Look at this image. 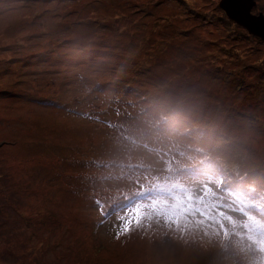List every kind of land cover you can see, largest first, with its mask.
<instances>
[{
	"label": "rangeland",
	"instance_id": "obj_1",
	"mask_svg": "<svg viewBox=\"0 0 264 264\" xmlns=\"http://www.w3.org/2000/svg\"><path fill=\"white\" fill-rule=\"evenodd\" d=\"M218 1L0 0V264H264V40Z\"/></svg>",
	"mask_w": 264,
	"mask_h": 264
},
{
	"label": "water",
	"instance_id": "obj_2",
	"mask_svg": "<svg viewBox=\"0 0 264 264\" xmlns=\"http://www.w3.org/2000/svg\"><path fill=\"white\" fill-rule=\"evenodd\" d=\"M256 0H219L218 6L225 15L248 33L264 40V14L252 13Z\"/></svg>",
	"mask_w": 264,
	"mask_h": 264
},
{
	"label": "trees",
	"instance_id": "obj_3",
	"mask_svg": "<svg viewBox=\"0 0 264 264\" xmlns=\"http://www.w3.org/2000/svg\"><path fill=\"white\" fill-rule=\"evenodd\" d=\"M225 14V13H224ZM226 16V15H225ZM227 17V16H226ZM228 18V17H227Z\"/></svg>",
	"mask_w": 264,
	"mask_h": 264
}]
</instances>
